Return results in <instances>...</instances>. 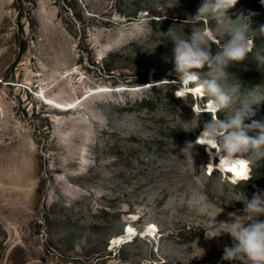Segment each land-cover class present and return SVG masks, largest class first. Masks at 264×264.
I'll return each mask as SVG.
<instances>
[{"label":"rangeland","instance_id":"374dc122","mask_svg":"<svg viewBox=\"0 0 264 264\" xmlns=\"http://www.w3.org/2000/svg\"><path fill=\"white\" fill-rule=\"evenodd\" d=\"M203 2L0 0V264H243L223 260L219 224L264 191V158L234 156L248 181L212 170L218 151L197 139L211 97L181 96L170 36L202 27L215 54L243 26L264 46V3L190 19ZM249 65L228 66L217 118L255 103L244 122L264 124Z\"/></svg>","mask_w":264,"mask_h":264},{"label":"clouds","instance_id":"9594fccd","mask_svg":"<svg viewBox=\"0 0 264 264\" xmlns=\"http://www.w3.org/2000/svg\"><path fill=\"white\" fill-rule=\"evenodd\" d=\"M236 3L237 0H204L195 16L189 18L196 20L204 15H212L222 19L226 16V11ZM259 31L264 33V27ZM228 36L230 39H227L215 54L212 52L213 36L204 28H193L188 38L174 33L170 36L174 44L177 81L183 85L193 81L198 82L204 92L211 97V106L216 112L230 108L233 104L232 95L221 84V81H226L228 78V66L243 61L253 52L254 47L246 27H233ZM254 58L259 66L264 67V54L256 52ZM205 66L209 71L203 76L199 71H195ZM253 104L241 102L239 107L225 119L217 118L205 122L203 131L198 137L200 144L207 145L209 151L218 147L217 153L225 152L227 155L222 158L228 160L236 154L244 153H250L256 160L264 158V124L255 120L251 124L244 122L246 118L255 115L252 110ZM256 129L259 130L258 136L250 137L247 134ZM244 179L246 181L251 179L250 170L245 173ZM228 215L232 222H221L219 226H226V230L221 232L231 235L233 245L225 247L223 260H239L243 264H264V219H261L264 216V191L258 189L251 200L244 201L242 215L236 213Z\"/></svg>","mask_w":264,"mask_h":264},{"label":"bare ground","instance_id":"6f19581e","mask_svg":"<svg viewBox=\"0 0 264 264\" xmlns=\"http://www.w3.org/2000/svg\"><path fill=\"white\" fill-rule=\"evenodd\" d=\"M160 84V83H159ZM148 85H150V84H148ZM147 86V85H146ZM186 86H188V88L187 89H189L190 91H191V94H194V95H197L198 97H204L205 96V92H204V90L201 88V86L200 85H197V86H192V82H190V83H188ZM189 91V92H190ZM209 104L206 106L207 108H209V111H213V113H218V112H216L215 110H213V108H212V99H210L209 101ZM64 108V107H63ZM60 109V108H59ZM69 110V109H68ZM203 131V130H202ZM202 133V132H201ZM201 135V134H200ZM200 135L198 136V137H200ZM198 143L200 144L201 143V141L199 140L198 141ZM201 145V144H200ZM217 151H219V149H216ZM223 151H221L220 153H217V155H218V160L220 161V163L219 162H216L215 164L216 165H219L220 166V168L224 171V172H226V173H229V172H233V173H235V176H236V178L238 179V180H240L241 178V173H240V165H239V163H238V161L234 158V157H232L230 160H228L227 158H220V154L222 153ZM212 153V152H211ZM132 230V227H130L129 228V232H127V233H129L128 234V236H127V238H130L131 237V231ZM146 235H151V232H146ZM127 238H125V239H127ZM132 240V239H131Z\"/></svg>","mask_w":264,"mask_h":264},{"label":"trees","instance_id":"16d2710c","mask_svg":"<svg viewBox=\"0 0 264 264\" xmlns=\"http://www.w3.org/2000/svg\"><path fill=\"white\" fill-rule=\"evenodd\" d=\"M184 22V20H182ZM198 24L202 25L201 21H198ZM201 22V23H200ZM185 24H192L191 21ZM196 24V23H194ZM202 28V27H201ZM255 48L253 49L252 53H249L246 58L250 59L251 62H253V65H249L245 70L244 80L248 83H255L256 78H262L263 83L259 82L257 84H260V86L264 87V67H261L258 65L257 61L254 58V54L256 52H261L264 54V46L261 45L260 40L255 39ZM158 82V81H157ZM169 85V84H167ZM211 114L209 112H206L203 116H210ZM209 121V120H208ZM228 264H236L234 262H228Z\"/></svg>","mask_w":264,"mask_h":264}]
</instances>
